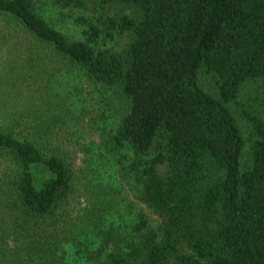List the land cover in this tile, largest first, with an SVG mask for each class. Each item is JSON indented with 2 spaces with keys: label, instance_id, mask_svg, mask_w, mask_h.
Masks as SVG:
<instances>
[{
  "label": "trees",
  "instance_id": "obj_1",
  "mask_svg": "<svg viewBox=\"0 0 264 264\" xmlns=\"http://www.w3.org/2000/svg\"><path fill=\"white\" fill-rule=\"evenodd\" d=\"M103 2L0 0V264H264V0Z\"/></svg>",
  "mask_w": 264,
  "mask_h": 264
},
{
  "label": "rangeland",
  "instance_id": "obj_2",
  "mask_svg": "<svg viewBox=\"0 0 264 264\" xmlns=\"http://www.w3.org/2000/svg\"><path fill=\"white\" fill-rule=\"evenodd\" d=\"M88 8L85 12H87L88 15L90 16H95L97 15L98 12H100L104 7H109L108 4H105L103 2V0H88ZM111 7V6H110ZM112 9L115 11H119V12H126V13H131L132 10L130 8H125L124 6L120 5V4H115L112 6ZM83 11V10H81ZM80 13V12H78ZM78 13L75 11L74 14L78 15ZM59 19L61 20L60 15L58 14ZM65 23H63L62 21H56L57 24L63 26V28H65L67 31H74L77 28V22L73 19V18H65ZM131 35L129 33H123L120 35H117L116 39L111 42L109 45H111L113 48L115 49H122L123 47H125L128 43V41L130 40ZM24 53V50H17L14 48H7L6 45L1 46L0 45V78H6V75H8V72L11 68L12 65H16L17 62H14L13 59H15L16 61V57H19V53ZM49 66V65H48ZM47 68V65L44 66ZM53 66L51 65L50 68H52ZM61 72V70H60ZM60 72L58 73L60 75ZM38 85L34 84L32 86V88H36ZM92 92V87L90 84H88V138L92 137V138H97V133H92L93 130H95L93 127L96 125V122L94 121V116L98 111L99 108V104L98 99L96 101L93 100V94ZM8 92L7 90H0V111H4L7 109V104H5L3 102V100H5V98L7 97ZM245 96H250L249 94H246ZM244 96V97H245ZM264 98V97H263ZM261 98L259 100H257V102L255 104L252 105L253 109L258 108L259 110H261V112L264 114V99ZM241 104H248L250 105L249 101H246L244 103ZM10 107V106H9ZM110 119L115 120L117 119V117L120 115H115L114 113H110ZM109 119V120H110ZM101 124V122H100ZM78 159L77 164H81L83 161H81V153H78ZM123 192H125L124 190H121V193L123 194ZM126 193L130 196V198L133 200V202H135L137 205L140 206H144V209L146 210L147 214L152 218V224L155 226L157 224H159L160 222V218L153 213L150 209H148L145 204H143L142 202H140L136 196L131 192V190L128 188V186H126ZM86 199H88V194L86 193V191L81 187V184L79 183L77 185V188L74 192V197L72 200V204H71V208H74V210H78V208L85 206L86 203ZM73 210V211H74ZM68 232V230L66 231ZM67 238L66 237H62L61 241H65ZM59 250L61 251V249L59 248ZM64 256H66L67 258H72L73 256V250L71 249L69 253H63ZM90 264V263H88Z\"/></svg>",
  "mask_w": 264,
  "mask_h": 264
}]
</instances>
